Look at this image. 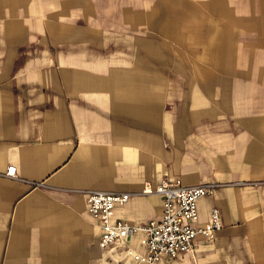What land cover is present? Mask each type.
Listing matches in <instances>:
<instances>
[{"label": "crops", "instance_id": "crops-1", "mask_svg": "<svg viewBox=\"0 0 264 264\" xmlns=\"http://www.w3.org/2000/svg\"><path fill=\"white\" fill-rule=\"evenodd\" d=\"M37 10L64 18L42 49ZM163 172L221 182L193 222L215 207L221 225L160 264H264V0H0V264H131L98 246L81 190ZM161 201L133 193L113 215L143 223ZM127 243L144 251L141 232Z\"/></svg>", "mask_w": 264, "mask_h": 264}, {"label": "built area", "instance_id": "built-area-1", "mask_svg": "<svg viewBox=\"0 0 264 264\" xmlns=\"http://www.w3.org/2000/svg\"><path fill=\"white\" fill-rule=\"evenodd\" d=\"M4 175L14 176L15 166L7 165ZM218 182L200 181L185 183L179 176L166 172L151 187L145 184L139 191L84 188L86 210L97 222V244L118 260L129 259L131 264H160L180 252L191 251L197 235L207 239L215 236L221 222L218 210L209 209L205 222L193 224L197 218V199L209 194ZM156 193L161 195V210L157 218L143 223L131 224L113 215L116 205L124 203L133 193ZM141 232L144 236V251L139 252L127 243L130 234Z\"/></svg>", "mask_w": 264, "mask_h": 264}, {"label": "rangeland", "instance_id": "rangeland-1", "mask_svg": "<svg viewBox=\"0 0 264 264\" xmlns=\"http://www.w3.org/2000/svg\"><path fill=\"white\" fill-rule=\"evenodd\" d=\"M36 1H37V5H38L39 1H41V0H35V2ZM76 4H77V6L82 5V3L80 4L79 2H77ZM56 5H58V4H56ZM73 5L74 4L67 3V7H66L67 8V13L65 15L66 16L65 19L67 18V22L74 21V20H76L75 18H77V21L78 20L81 21L82 16L78 15V17H76V15L74 14L73 11H74L75 7H73ZM51 6L52 5H50L49 7L51 8ZM34 8H40V7H37L36 5H34ZM61 15L62 14L59 13V12H54V13L52 12V13L49 14V17H47V13H45V12H39L38 10L33 12V14H32V18L33 19L32 20H34V25H35V29H34L35 47L41 48V47L46 46L45 44H46L47 40L52 38L51 31H53V33H54L53 35L54 36H58L59 35L61 30L57 29V24H58V22H61V20L64 19V18L61 19L62 18ZM84 15H88V17H85ZM84 15H83V20H84V18L89 19L90 17H93L95 15V12H93L91 14L90 13L88 14V11H87V12L84 13ZM47 23H51V26L54 25V28L53 27L50 28V32L46 28L48 26ZM70 24H73V23L71 22ZM66 31H67V34L68 33H72L73 29L65 30L64 32H66ZM62 32H63V30H62ZM82 32L83 33H81L80 35L83 36V37H88L89 35H91V32L88 31V30H84L83 29ZM97 35L101 36V33L99 32V34H97ZM48 46H49V51L50 52L54 53V52H57L59 50V45H57V44L56 45H48ZM256 181L259 182V183H264V178L260 179V180H256ZM218 183H221V182H218ZM224 183L249 184L250 182L249 181L239 180V181L224 182ZM216 186H218V185H216Z\"/></svg>", "mask_w": 264, "mask_h": 264}, {"label": "bare ground", "instance_id": "bare-ground-1", "mask_svg": "<svg viewBox=\"0 0 264 264\" xmlns=\"http://www.w3.org/2000/svg\"><path fill=\"white\" fill-rule=\"evenodd\" d=\"M123 204V203H122Z\"/></svg>", "mask_w": 264, "mask_h": 264}]
</instances>
